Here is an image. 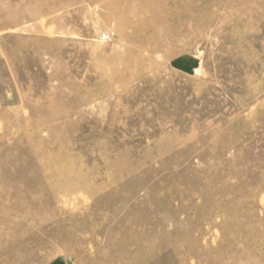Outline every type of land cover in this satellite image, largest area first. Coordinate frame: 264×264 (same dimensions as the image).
I'll return each mask as SVG.
<instances>
[{
	"label": "rangeland",
	"instance_id": "374dc122",
	"mask_svg": "<svg viewBox=\"0 0 264 264\" xmlns=\"http://www.w3.org/2000/svg\"><path fill=\"white\" fill-rule=\"evenodd\" d=\"M0 264H264V0H0Z\"/></svg>",
	"mask_w": 264,
	"mask_h": 264
}]
</instances>
